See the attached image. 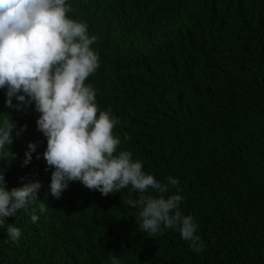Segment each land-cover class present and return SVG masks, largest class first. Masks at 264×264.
Here are the masks:
<instances>
[{
  "label": "trees",
  "instance_id": "obj_1",
  "mask_svg": "<svg viewBox=\"0 0 264 264\" xmlns=\"http://www.w3.org/2000/svg\"><path fill=\"white\" fill-rule=\"evenodd\" d=\"M68 15L97 37L100 67L86 78L100 110L144 171L178 178L164 195L205 244L194 253L175 229L139 228L130 186L103 196L72 182L55 199L34 105L7 109L17 129L0 159L6 187L40 181L37 201L0 227V264H264V0H69ZM15 102V101H14ZM29 142L36 153L22 166ZM155 195V193H153ZM47 207L41 212L43 204ZM35 210L37 222L31 216ZM21 229L12 242L7 225Z\"/></svg>",
  "mask_w": 264,
  "mask_h": 264
},
{
  "label": "clouds",
  "instance_id": "obj_2",
  "mask_svg": "<svg viewBox=\"0 0 264 264\" xmlns=\"http://www.w3.org/2000/svg\"><path fill=\"white\" fill-rule=\"evenodd\" d=\"M71 11L69 0H0V90L7 109L19 112L34 105L39 113L37 129L47 141L42 153L45 171L53 169L50 194L60 199L77 181L103 196L130 186L138 195L123 203L138 209L139 228L150 236L175 229L194 253L202 252L205 244L197 235V224L180 207L183 197L164 195L179 184L178 178L158 180L143 170V161L120 150L122 141L113 133L119 118L99 109L96 90L85 83L100 67L99 52L91 47L97 37L85 21L71 18ZM25 129L26 125L17 129L10 112H0V159L14 158L8 148L13 132L20 136ZM36 149L37 144L29 142L22 166L31 162L33 153L41 157ZM6 184L0 175V227L7 217L27 211L42 187L40 181L11 189ZM46 208L43 204L40 211ZM31 219L38 220L35 210ZM6 230L12 242L22 236L13 224ZM110 264L121 260L112 254Z\"/></svg>",
  "mask_w": 264,
  "mask_h": 264
}]
</instances>
